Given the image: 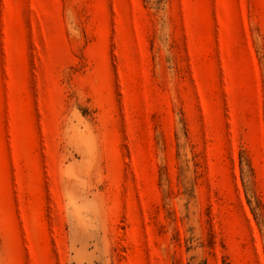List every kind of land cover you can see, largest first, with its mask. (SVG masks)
<instances>
[{
  "label": "rangeland",
  "instance_id": "rangeland-1",
  "mask_svg": "<svg viewBox=\"0 0 264 264\" xmlns=\"http://www.w3.org/2000/svg\"><path fill=\"white\" fill-rule=\"evenodd\" d=\"M0 264H264V0H0Z\"/></svg>",
  "mask_w": 264,
  "mask_h": 264
}]
</instances>
